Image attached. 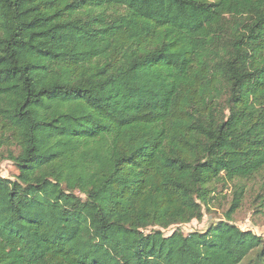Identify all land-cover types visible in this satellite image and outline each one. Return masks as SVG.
<instances>
[{"label":"trees","instance_id":"1","mask_svg":"<svg viewBox=\"0 0 264 264\" xmlns=\"http://www.w3.org/2000/svg\"><path fill=\"white\" fill-rule=\"evenodd\" d=\"M4 160L0 264L262 260L232 218L264 171V0H0ZM222 181L225 220L164 233Z\"/></svg>","mask_w":264,"mask_h":264},{"label":"rangeland","instance_id":"2","mask_svg":"<svg viewBox=\"0 0 264 264\" xmlns=\"http://www.w3.org/2000/svg\"><path fill=\"white\" fill-rule=\"evenodd\" d=\"M19 171L14 163L4 160L0 164V176L15 179ZM246 192L243 196L241 207L233 214L232 221L243 230H251L264 238V171L251 181L244 182ZM235 182H220L215 186L213 199L210 208L205 209L204 216L200 220H193L190 223L172 226L163 230L166 235H170L177 230L185 234L194 231H207L210 226L218 221L226 219V213L232 205L234 199ZM152 228H149L150 231ZM147 231V232H148ZM259 250L252 252L241 264H264V258L258 260Z\"/></svg>","mask_w":264,"mask_h":264}]
</instances>
